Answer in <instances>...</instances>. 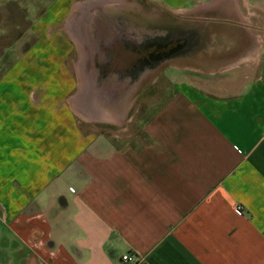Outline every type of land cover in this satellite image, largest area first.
<instances>
[{
	"label": "crops",
	"instance_id": "crops-1",
	"mask_svg": "<svg viewBox=\"0 0 264 264\" xmlns=\"http://www.w3.org/2000/svg\"><path fill=\"white\" fill-rule=\"evenodd\" d=\"M173 10L222 18L182 27L142 144L83 133L71 92L23 109L0 85V264H264V0Z\"/></svg>",
	"mask_w": 264,
	"mask_h": 264
},
{
	"label": "rangeland",
	"instance_id": "rangeland-1",
	"mask_svg": "<svg viewBox=\"0 0 264 264\" xmlns=\"http://www.w3.org/2000/svg\"><path fill=\"white\" fill-rule=\"evenodd\" d=\"M77 1L0 0V85L9 88L8 101L20 102L23 109L26 106L34 108L36 106L30 103L33 100L28 95L30 91L35 94V99L42 100L41 103L49 100L58 105L69 92L75 94V85L70 90V84L62 75L68 71L75 82L78 53L65 31L64 22L70 7ZM210 1L213 0H111L99 11L92 10L93 20L88 24L85 22L83 27L88 25L91 37L89 44L86 39L85 48L92 49L93 83L90 89L85 88L88 92L81 98L82 102H89L91 108L84 114L72 106L83 133H112L123 137L120 139L122 145L144 142L139 121L148 119L156 105L171 94L172 91L166 89L170 85L167 74L172 71L171 65L182 66L180 62H172L169 59L172 56L163 63L147 50L158 51L167 39L173 42L175 36L181 35L182 27L191 24L193 17L222 18L215 11L187 14L173 10L189 3ZM116 44L128 47L132 52H145L147 58L144 63H138V71L133 74H120L117 69L106 72L116 66L112 56L108 55ZM85 70L89 75L86 65ZM101 70L106 75L101 77ZM42 95L45 98L42 99ZM64 113L63 108V117L66 116ZM0 237L5 240L9 237L1 225ZM6 253H0L3 262Z\"/></svg>",
	"mask_w": 264,
	"mask_h": 264
},
{
	"label": "water",
	"instance_id": "water-1",
	"mask_svg": "<svg viewBox=\"0 0 264 264\" xmlns=\"http://www.w3.org/2000/svg\"><path fill=\"white\" fill-rule=\"evenodd\" d=\"M108 2H111V0H79L70 7V13L64 22L65 31L68 34L69 38L74 42L78 53V61L75 64V69L77 75L79 76V80L77 82V89L75 91V94L70 98V103L76 108L77 111L79 110L78 112H83L84 114L88 111L89 108H91V105L89 104V102L88 104L87 102H82L81 98H83V94L85 93L86 89H90V86L93 83V68L92 66H90L92 49L89 47L90 49L88 50V48L86 49L84 46V44L86 43V39L88 44L90 43L89 41L91 40V37L88 28L85 26L83 27V25L85 22H87L88 24V22L90 23L91 20H93V16L91 15L93 9L99 11L101 9V6L107 4ZM82 27L84 30L83 33ZM92 39H94V37H92ZM83 42L85 43L83 44ZM149 50L152 51L151 56H154L156 49L153 50V48H150L147 51L149 52ZM151 59L153 60V57H151ZM150 63H152V61ZM84 65H86L89 74L87 76V80L84 78ZM106 72L101 70V77L106 75ZM85 85H87L88 88H86ZM88 113L89 111L86 114Z\"/></svg>",
	"mask_w": 264,
	"mask_h": 264
},
{
	"label": "bare ground",
	"instance_id": "bare-ground-1",
	"mask_svg": "<svg viewBox=\"0 0 264 264\" xmlns=\"http://www.w3.org/2000/svg\"><path fill=\"white\" fill-rule=\"evenodd\" d=\"M82 33H83V30H82ZM84 43L85 42H83V44ZM178 43L181 44V42H178ZM111 49L112 50L109 51L108 55L112 56L113 64L116 65V66H113L112 69H117V72H119L120 74L135 73L137 70H139V68H137L138 63L139 62L144 63L143 62L144 58H147L145 52L143 54H140L139 52L136 53L134 51L132 52V50L129 49L128 47H125V46L123 47L120 44L114 45ZM110 70L111 69H109L107 72L109 73ZM87 76L88 75L86 74L85 65H84V78L86 80H87ZM85 87L87 88V85H85ZM86 92L87 91H85L84 94H86Z\"/></svg>",
	"mask_w": 264,
	"mask_h": 264
},
{
	"label": "flooded vegetation",
	"instance_id": "flooded-vegetation-1",
	"mask_svg": "<svg viewBox=\"0 0 264 264\" xmlns=\"http://www.w3.org/2000/svg\"><path fill=\"white\" fill-rule=\"evenodd\" d=\"M181 36L182 35L175 36V38H177L176 40H178V41H179V39L181 40ZM170 43L172 45H174V43L172 41H169V39H167V41L165 43L163 42L162 44H160L159 50L155 52V55L154 56H156L158 58H161V61L163 63H164V61H166L167 58H169L170 56H173L174 54H178L179 51L181 50V44H179V43L176 44L177 47L173 48L174 50L173 49H169V47H171L170 46L171 45Z\"/></svg>",
	"mask_w": 264,
	"mask_h": 264
},
{
	"label": "built area",
	"instance_id": "built-area-1",
	"mask_svg": "<svg viewBox=\"0 0 264 264\" xmlns=\"http://www.w3.org/2000/svg\"><path fill=\"white\" fill-rule=\"evenodd\" d=\"M234 212L237 216H240L242 214V209L239 206H237ZM138 261H139V258L135 256V254L124 253L119 257L118 263L119 264H137Z\"/></svg>",
	"mask_w": 264,
	"mask_h": 264
}]
</instances>
